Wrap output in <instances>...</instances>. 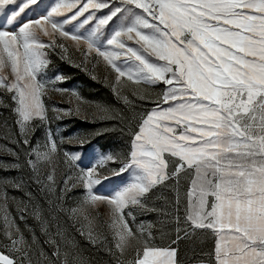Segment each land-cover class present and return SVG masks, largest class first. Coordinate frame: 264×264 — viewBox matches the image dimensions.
<instances>
[{"label": "snow or ice", "instance_id": "snow-or-ice-1", "mask_svg": "<svg viewBox=\"0 0 264 264\" xmlns=\"http://www.w3.org/2000/svg\"><path fill=\"white\" fill-rule=\"evenodd\" d=\"M73 21L92 27L86 34L65 30ZM47 25L63 38L86 43L85 59L95 49L115 73L111 87L117 99L130 103L122 94L129 82L133 94L141 85L161 91L155 107L131 127L129 150L101 158L119 162L117 174L130 171V182L113 195L93 192L101 184L93 167L77 177L86 198L73 208L60 205L75 184L69 186L66 178L56 193L55 170L41 174L39 163L50 162L59 151L50 131L45 143L28 153L25 164L32 174L27 182L0 177L5 235L18 257L0 253V264H91L67 235L62 217L87 220V235L95 244L101 234L94 238L96 217L90 218V209L101 204L110 209L119 254L135 253L118 264H181L172 245L182 240L192 245L188 264H264V0H56L50 6L40 0H0V92L12 101L4 105L0 99V107L11 108L24 145L30 144L37 122L48 119L43 99L48 83L63 82L62 76L48 83L38 79L48 63L43 49L67 52L55 39L41 40V33L51 35ZM9 68L11 78L4 74ZM96 107L101 119L115 118L110 108ZM8 154L13 160H0V171L20 170L19 154L12 149ZM29 182L44 193L47 207ZM160 187L174 199L149 207ZM9 188L22 193L11 197L19 219L30 217L36 225L25 224L30 238L10 215ZM134 209L161 217L162 235L174 219L172 244L141 242L143 226L134 231L128 222L135 219ZM209 237L210 247H197Z\"/></svg>", "mask_w": 264, "mask_h": 264}, {"label": "rangeland", "instance_id": "rangeland-1", "mask_svg": "<svg viewBox=\"0 0 264 264\" xmlns=\"http://www.w3.org/2000/svg\"><path fill=\"white\" fill-rule=\"evenodd\" d=\"M40 2L50 6L56 0H40ZM36 7V5L33 6V8ZM106 12L107 9L97 13V15H103ZM57 19L62 20L63 17ZM91 27L92 24H89L80 28L78 22L73 21L65 26V30L76 32L79 28L81 34H86ZM47 28L51 35L44 36L41 33V40L47 44L55 39L64 44L67 52L61 53L59 48L55 50L51 48L43 49L42 51L45 53L48 63L38 79L48 83L54 81L55 77L62 76L63 82L48 83V91L43 98L48 119L43 123L37 122L29 145L22 143L23 138L18 134L11 108L0 107V160H13V157L8 154V149H12L19 154L18 158L22 165V168L17 171H0V177L23 179L27 182L32 174L31 169L25 164L28 153L32 147L43 145L50 131L52 137L56 140L59 151L54 154L50 162L41 161L39 168L42 175L53 169L55 170L56 193L64 187L66 178L69 186L75 184V187H72L67 196L60 201L61 206L69 209L76 207L87 196L84 186L77 182V177L86 169L96 167V176L93 178L99 177L101 179V184L93 186L95 194L111 196L130 182V171L117 174L120 167L119 162L102 161L101 158L108 154L123 156L129 150L131 127L140 117L155 107L153 101L161 89L141 85L138 88V94H133L135 86L129 82V85L123 89L122 94L128 97L130 103L117 99L111 87L115 80V73L110 67L106 66L103 58L96 55L95 49L85 59L82 52L87 49L86 43L83 41L77 43L70 38L61 37L59 33H53L51 25H47ZM123 59L124 57H121V60ZM117 63H120V61H117ZM4 74L11 78L10 68L4 70ZM55 89H66L67 91L60 92ZM73 92L83 99L82 103L76 99V96L72 95ZM141 96L146 98L141 99ZM0 99L3 100L4 105H12L10 95L0 92ZM97 105L110 108L115 118L101 119ZM77 108H79V112L76 111ZM69 111L72 114L69 115ZM18 140L19 143H17ZM65 153L76 154L77 159L72 160L71 155L65 156ZM183 187L185 186L182 184ZM28 188L39 198V202L47 207L43 199L44 193L38 192L37 186L30 182ZM8 191L10 215L16 217L15 222L23 231L24 236L30 238L29 230L25 229V224L32 225L33 228H36V225L30 217L26 221L19 219L20 214L16 209V203L11 199L12 196L20 197L22 193L11 188ZM165 198L171 201L174 199V194L169 189L158 188L151 194V199L148 202L149 207L164 206ZM51 200L56 201V194L51 196ZM167 210L175 215L170 206ZM133 212L135 219L128 217V222L134 231L143 226L144 233L140 237L141 242L148 240L159 247H167L172 244V241L176 238L174 219H171L163 228V232L166 234L162 235L158 223L161 217L156 213L141 212L135 209ZM179 214L183 217V204ZM3 215V211H0V253L18 258L5 235ZM91 217H96L93 225L94 238L96 232L101 234L95 244L90 242L87 235L90 227L87 220L81 218L79 221L74 222L62 217L67 235L79 247L83 257L91 261V264H118V261L131 260L135 255L134 252L130 250L125 256H121L115 247L116 240L113 238V230L109 226L111 213L107 205L101 204L90 209ZM81 231L85 235H80ZM149 232L151 233L150 236ZM212 243L213 238L209 237L197 247H210ZM172 246L178 248V257L181 264H188L192 245L187 240H182Z\"/></svg>", "mask_w": 264, "mask_h": 264}]
</instances>
